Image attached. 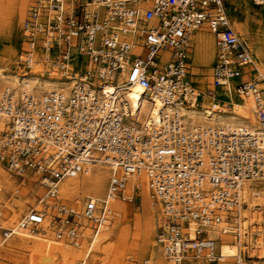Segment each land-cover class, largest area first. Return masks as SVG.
<instances>
[{
	"label": "built area",
	"instance_id": "obj_1",
	"mask_svg": "<svg viewBox=\"0 0 264 264\" xmlns=\"http://www.w3.org/2000/svg\"><path fill=\"white\" fill-rule=\"evenodd\" d=\"M230 19L224 0H33L17 66L30 75L32 63L42 61L47 68L40 77L56 70L74 85L67 98L54 91L39 102L3 95L0 113L10 118V127L0 132V164L14 176L38 175L42 203L57 196L63 178L86 165H108L105 198L87 199L80 210L91 222V235L103 225L112 200L134 203L139 189L127 195L126 182L143 172L151 200L161 205L164 225L158 226L156 244L166 264H183L189 255L215 263L218 240L208 232L229 234L236 226L238 190L264 182V74ZM201 29L213 35L215 46L204 88L188 80L190 36ZM106 86L108 97L98 99ZM132 86H140L151 105L159 103L157 121L128 124L118 92ZM246 99L252 100L254 132L191 133L182 124L184 110L229 111ZM57 208L56 238L68 227L65 238L73 244L77 214L60 202ZM44 218L33 210L25 224L33 230Z\"/></svg>",
	"mask_w": 264,
	"mask_h": 264
},
{
	"label": "rangeland",
	"instance_id": "obj_2",
	"mask_svg": "<svg viewBox=\"0 0 264 264\" xmlns=\"http://www.w3.org/2000/svg\"><path fill=\"white\" fill-rule=\"evenodd\" d=\"M20 3L21 0H0V68L9 75L17 74V76L23 73L18 68L16 60L21 43L23 21L33 0H25L22 11ZM225 3L229 17H233L231 24L235 31L244 42H247L256 59L263 56L264 5L256 6L253 0H225ZM200 37L201 41H204V37ZM159 57L161 61L165 58L163 52L159 54ZM191 60L192 55L188 64V80L196 86L204 88L210 75V69L193 68ZM193 62L195 63V56ZM33 65L31 74L35 73L37 77H40L46 72L47 66L42 61H35ZM50 72L54 71L50 70ZM202 109L208 108L204 106ZM91 170L93 173H97L102 170V167L99 166ZM27 175L29 176L27 178L14 176L0 164V226H12L16 219L20 220L28 210L38 204L37 201L44 193V188L38 184V180L33 183L29 182V179L32 181L39 176L36 174ZM105 176L102 178V183H106V190L108 175ZM22 181L24 184H21ZM257 188L264 193V185ZM85 194L84 191L76 193L68 204L73 208L82 206ZM60 201L64 200L60 199ZM125 203L119 204L121 215L118 219L108 220V212L106 225L98 235L87 264H165L155 241L158 226L161 225V221L157 218V209L151 206L149 200L141 192L136 193L134 203ZM246 209L247 207H243L240 210L242 217ZM260 212L264 213V209ZM253 227L254 225L247 227L248 234L252 233V239L257 236L254 234L257 229ZM261 231L264 233V226ZM89 232L90 230L85 235L82 233L84 240L88 239ZM4 233L5 230L0 228V244L4 243ZM233 236L235 235H229L230 238L225 241L219 237L217 250L223 260L215 261V263H208L205 260L187 261L184 264H264V259H260L259 255L251 250L252 239H250L249 245L243 243L242 246L237 247L233 243ZM48 238L34 235L32 238L34 241L27 242L19 235L12 236L7 239L4 246H0V264H65L59 247L72 244L65 238H55L54 226ZM83 242L82 244H84ZM88 242L86 243L88 244ZM81 255V252L77 253L78 261Z\"/></svg>",
	"mask_w": 264,
	"mask_h": 264
},
{
	"label": "bare ground",
	"instance_id": "obj_3",
	"mask_svg": "<svg viewBox=\"0 0 264 264\" xmlns=\"http://www.w3.org/2000/svg\"><path fill=\"white\" fill-rule=\"evenodd\" d=\"M253 1H256L254 3L256 6L264 5V0H253ZM24 2L25 0H21L20 3L21 11L24 7ZM198 31L206 32L208 34L210 33L208 32L207 29H201ZM195 32H193L190 36L191 46L193 40L192 36ZM135 52L137 53L136 49ZM198 62H199V56L197 55V63ZM34 63H32L31 65L30 75L29 74L28 75L24 74L19 76H17V74L9 75L0 68V103L4 98L3 95L6 92L11 94L12 99L14 101L24 98L25 96H30L33 97L35 101L39 102L44 96V94H48L49 92H54V91L63 94L66 98L70 95L69 92L74 85L73 80H69V79L63 80L57 74L56 70H52L54 72H50L48 74V78L37 77L35 73L31 74ZM256 68L258 72L264 74V55L256 59ZM109 91H110L109 87L107 86L103 87L102 90H100L97 93L98 99L103 100L107 98L109 95L108 93ZM118 93L119 95H121L120 100L123 101V108L127 114L126 121L129 122L128 124L134 121L137 122L138 124L141 123L142 125L144 124L150 125L151 122L157 121V117H158L157 110L159 108V103L157 102L155 106L151 105L145 98L143 89L140 86H132L125 89H120V92ZM251 110H252L251 99H246L243 103L238 105L235 104L233 106V109L229 111L224 109V110H219L220 112H214L213 110L210 111L209 109L200 110L193 108L191 110L182 111V115H183L182 124L184 127H186L187 130L191 131V133H193L196 130H200V131L214 130V129L236 130L239 128H245L246 130L249 129L250 132H254V129L257 128L258 126L256 124L255 117L252 114ZM9 123H10V118L6 116V114L4 113L3 114L0 113V132H4L8 130L10 127ZM207 158H208L207 155L204 153V155L202 156V163H204V168H206V170L208 164L206 163L208 162ZM99 166L102 167V170L98 171L97 173H93L91 169L97 168ZM106 174L108 175V179H107V183H108L111 174L108 165L106 164L103 165L99 162H97L94 165H86L82 173H78L76 175H72L60 180L58 182V187H57V192H58L57 196L55 198L46 200V202L44 203H42L40 200V198L45 193V188L41 185L44 188V193L40 196L39 200L37 201L38 204L35 207L28 210L20 220L16 219L15 222H13L12 226L10 227L0 226V228L5 230L4 239L7 240L12 236H16V235L23 237L24 239L27 240V242L34 241V239H32L34 238V235L43 238H48L49 234L52 232L53 226H54V236L56 238L55 230L60 229V227L56 225L57 222L53 220V218H57V216H60L57 210L58 209L57 204L60 202L61 204H66L68 207L69 206L71 207V205L68 204V202L72 199V197L76 193L82 191L86 192L84 196V203L87 201V199L99 201L102 198H105L106 194L104 195L102 194L105 191L106 183L105 184L102 183V178ZM23 177L27 178L29 176L25 174ZM37 180L39 181L38 184L40 185L39 177H35V179H33L32 181L31 179H29V182L33 183V181H37ZM126 183H127L126 194L130 195L133 189L138 188L141 191L142 195L146 197L147 200H149L151 206H153L155 209L158 210V213L160 214L159 217H161L164 221L163 215L161 213L162 212L161 205L151 200L149 196L148 185L144 173L140 172V174L137 175V177H133L132 179L127 180ZM21 184H24V182L22 181ZM263 185L264 182H260V183L249 182L242 185V187L238 190L240 196L239 204L237 208L234 209L237 210L236 211L237 217L235 218L236 226L232 227V230L229 234H221L218 231H214V232L209 231L208 232L209 238H213V239L215 238L216 240L219 241V237H221V239L225 241L230 238L229 235L234 234L235 236H233V243H235L237 247L242 246L243 243L249 245L250 239H252L251 237L252 233L251 235L248 234L249 231L247 230V227H251L252 225H254L253 228L257 229V231H254V234H256L257 236L253 238L254 240L252 239L250 242L251 250H254V252H256L259 255L260 259H264L263 256L264 233L261 231L262 226H264V213L260 212V210L264 209V193L261 192L260 189L258 190L257 188ZM203 187L206 191L210 190V185L208 184V182H205V185ZM60 199H63L64 201H60ZM116 200L122 202L124 201L120 199L112 200V202L108 205L109 217H107L106 215L108 220H110L111 218L118 219L121 215V210ZM124 202L129 203L128 201H124ZM83 205L77 206L75 208L71 207V209L77 214V218H76L77 220L76 225H78L77 235H76L77 240H74L72 244L71 241L65 238L66 235L65 230H67L68 227L64 229V233L61 236V239L65 238L69 241V243L72 244L70 246L65 244L63 245L62 248L59 247V250L64 257L65 264H87L89 259V254L97 242L98 235L101 232V230H103V227L106 225L107 219L105 217V221L103 225L99 228L97 234L91 235L90 234L91 222L89 220L87 221L83 219V217H81L80 215V210L82 209ZM243 207H247V209L245 210V213L242 217L240 210ZM33 210L44 212L45 218L42 224L37 225L32 230V228L30 226H27L25 222L27 223L26 218L28 214ZM61 218L64 221L63 215L61 216ZM193 227L194 226H191L190 230H187V233L190 236L191 240L194 239V235L192 233ZM88 230H90L87 239V241L89 242L87 244L86 251L83 253L82 242L84 241V239L82 238L83 237L82 233L83 235H85L87 234ZM0 246H4V244H0ZM159 249L161 251V248ZM79 252L83 254L81 255L80 260L78 261L77 253ZM218 253H219L218 261L223 260V258H220V252ZM162 256L164 258V254H162ZM197 260H203V259L201 258L196 259L195 257L189 255L188 257H186L183 264L187 261H197Z\"/></svg>",
	"mask_w": 264,
	"mask_h": 264
},
{
	"label": "crops",
	"instance_id": "obj_4",
	"mask_svg": "<svg viewBox=\"0 0 264 264\" xmlns=\"http://www.w3.org/2000/svg\"><path fill=\"white\" fill-rule=\"evenodd\" d=\"M226 1H228V0H226ZM230 4L235 6L232 3H230ZM229 18H233V17H229ZM233 28H234V26H233ZM200 36L204 37V41H201V37ZM192 37H193L192 46H191L192 47L191 48V53L192 54H190V55H192L191 67H193V68L199 67V68H206V69L209 68L210 69L212 64H213V62H214V59H215V46H214V37H213V35L210 34V33L208 34L206 32L197 31V32H195L193 34ZM197 55L199 56V62L198 63H197ZM194 56H195V63L193 62L194 61ZM139 192H141V191L139 190ZM139 196H141V194H139ZM116 201L118 202L117 203L118 206H119V204H122L124 202V201L122 202V201H119V200H116ZM125 204H129V203L126 202ZM156 213H157V218L159 219V221H161V225L163 226L164 225V223H163L164 221H163V219L161 217H159L160 214L158 213V210H156ZM7 241L8 240H4V243H6ZM86 242H87V240H84V242H83L84 244H82L83 245V247H82L83 248V251H82L83 253L86 251V248H87V243ZM160 254H161V251H160Z\"/></svg>",
	"mask_w": 264,
	"mask_h": 264
}]
</instances>
